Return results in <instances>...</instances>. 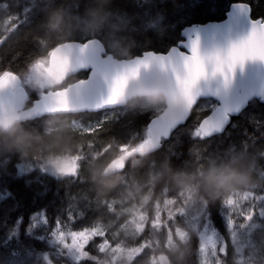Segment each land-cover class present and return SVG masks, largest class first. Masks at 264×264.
<instances>
[{"label": "snow or ice", "instance_id": "obj_1", "mask_svg": "<svg viewBox=\"0 0 264 264\" xmlns=\"http://www.w3.org/2000/svg\"><path fill=\"white\" fill-rule=\"evenodd\" d=\"M172 3L175 19L166 23L164 10L159 7L163 0H145L131 12L114 8L123 23L128 24L127 31L135 33L139 41L135 54L122 59L108 53L103 36H85L49 46L38 32L25 31L22 39L27 45L34 44L35 51L29 52L22 70H18L16 62L25 49H20L6 63L0 59V93L9 90L7 97L0 95V106L8 104L20 108L31 105V111L26 115L39 118L52 112L83 116L101 111L104 113L102 118L89 122L87 131L98 139L103 135H108L111 141L118 137L135 139L138 141L136 150L160 152L174 148L180 155L178 149L185 134L193 141H206V144L213 138L219 140L228 134L225 129L230 116L225 113L216 119L210 106L202 114L197 84L217 74L227 84L236 66L245 60L264 61V16H252L253 5L259 4L260 0H232L235 13L247 16L251 27L247 35L233 41L227 49L210 54L201 52L198 34L187 42L178 38L166 50L153 47L177 27L182 35L184 26L191 24L195 10L204 0H184L180 4L172 0ZM213 7L211 2L208 8ZM0 9H5L8 14L0 43L39 15V5L33 0H7L0 4ZM150 20H154L151 25ZM149 30L155 34V39L147 35ZM146 38H150L149 43H145ZM150 64L170 71L183 99V107L177 111L165 109L138 114L135 119L122 122L121 112L116 110L121 109L128 84L139 76L142 67ZM102 83L106 85V94L100 93L98 99L94 98ZM109 112L116 114L112 116ZM143 115H147V120L136 126V118ZM127 147V144H120L122 150ZM244 148L247 150V143ZM260 155L264 156V153ZM78 160L76 156L58 162L59 172L65 179H56L55 187L48 179L53 175L38 159L24 161L12 155L0 166V188L9 197L6 200L0 198V243L7 241L15 246V264H91L93 251H103L106 246L117 243L109 226L97 216L98 202L91 198L86 187H82L85 181L75 163ZM73 186L78 190L72 191ZM103 207L112 205L105 202ZM214 210L221 218L224 232L214 222ZM255 216L264 217V186L242 193L239 198L226 197L191 210L183 201L177 206L173 199L166 220L154 219L151 227H163L164 223L174 220L194 224L192 254L195 251L197 264H230L238 258L235 252L239 247L229 255V247L237 243L238 228ZM134 228L141 236L146 230L144 224H136ZM33 240H40L47 251L38 249L31 242ZM147 246L148 242L141 240L137 245L139 252L134 255L142 256Z\"/></svg>", "mask_w": 264, "mask_h": 264}, {"label": "trees", "instance_id": "obj_2", "mask_svg": "<svg viewBox=\"0 0 264 264\" xmlns=\"http://www.w3.org/2000/svg\"><path fill=\"white\" fill-rule=\"evenodd\" d=\"M5 2L7 0H0V4ZM33 2L39 5V15L24 29L11 34L3 43H0V59H3L5 63L20 49H25L16 62L18 70H22L29 52L35 51L34 44L24 43L22 34L25 31L38 32L49 46L60 41L75 40L85 36L89 38L103 36L105 47L110 43V38L99 33L93 35L85 31H73L66 34L54 29L48 23V12L52 7L59 4L64 8H76L78 0H33ZM183 2L184 0H176L177 4ZM211 2L214 7L209 10L208 5ZM231 2L232 0H204V3L195 10L191 24L223 19ZM144 3L145 0H115L114 8L117 11L131 12ZM159 7L164 10L165 23L175 19L172 0H163V4ZM140 10L143 9L140 8ZM7 15L5 9H0V34L3 33V26L7 23ZM252 16H264V0L253 5ZM153 23L154 20L149 21L150 25ZM159 27L162 28L163 25L160 24ZM179 32V27L174 31L170 30L153 47L157 50H166L178 38L181 39ZM147 35L155 39L152 31L149 30ZM149 42L150 38L145 39V43ZM138 43L136 39L131 45V52L120 57L133 56ZM107 50L111 53L110 48ZM207 101L214 103L211 98H202L200 102L202 114L205 109L202 105ZM121 109L122 122L133 120L138 114L161 111L143 108L139 99L134 97L121 106ZM102 113L96 111L83 116H69L66 113L49 114L42 118L25 120L22 124L34 131H41L50 122L66 125L71 120L77 119L83 124H88L100 118ZM147 118V115L137 117L136 126H141ZM225 131L227 135L220 137L219 140L213 138L210 144H206V141H193L185 134L181 138L182 144L178 149L180 155L176 154L174 148L160 152L151 151L146 154L132 151L124 158L123 168L111 174H104V168L120 154L135 148L137 140L118 137L115 141H111L108 135L98 139L88 131L80 132L67 126L64 135L70 144L69 151L54 148L22 154L17 149L9 148L7 135L0 133V166H3L12 155L24 161L38 159L41 165L53 175L48 179L49 183L55 187L57 178L54 172L58 165V163L55 164L57 160H62L61 157H79L75 163H78L79 173L85 181L82 187H86L91 198L98 202L97 216L104 225L109 226L117 242L112 247L106 246L103 251H93L91 264H160L158 261L160 257H164L168 264H197L198 258L195 251L192 254V236L196 232L194 224L180 220L169 221L164 223L163 227L156 228H152L151 224L154 219L160 222L166 220L169 204L173 199L176 200L177 206L183 201L191 210L203 203H216L226 197L239 198L242 193L264 186V156L260 155L264 153V101L257 98L250 100L240 113L231 116ZM220 140L222 143L219 142ZM218 143L219 148H217ZM246 143L247 150L244 148ZM120 144H127L128 147L122 150ZM210 168H219L224 172L231 169L246 171L251 173L253 179L252 182H248L246 178H239L236 183L243 186L236 187L230 177H225L221 181V187L213 190L203 181V177ZM180 173L189 175L191 179L185 181L182 176L177 175ZM94 174L96 179L93 178ZM58 179L64 180L65 176ZM77 190V186L72 187V191ZM0 198L5 200L9 198L2 188H0ZM105 202H109L112 207H103ZM213 218L216 226L224 232L221 218L216 215L215 210ZM136 224L145 225L146 230L142 236L135 230ZM237 236V243L229 247V255L231 256L236 247H239V251L235 252L238 258L230 264H264V217H253L243 227L238 228ZM141 240L148 242L142 256L139 258L135 255L131 258L121 256L115 260L119 255L116 253L117 249L122 252H139L137 245ZM31 242L38 249L47 251L40 240ZM14 247L7 241L0 243V260H3V264H15ZM195 247L193 243V249Z\"/></svg>", "mask_w": 264, "mask_h": 264}, {"label": "clouds", "instance_id": "obj_3", "mask_svg": "<svg viewBox=\"0 0 264 264\" xmlns=\"http://www.w3.org/2000/svg\"><path fill=\"white\" fill-rule=\"evenodd\" d=\"M114 5L115 0H78V7L71 9L57 4L48 12V23L54 29L66 34L73 31L102 34L110 38L106 49L110 48L114 57L126 56L131 52V45L136 41L137 36L127 31L128 24L123 23V18L114 11ZM169 85L167 75L158 72L151 88L137 77L129 82V90L130 95L138 98L140 105L145 109L152 110L163 106L169 107L171 111L180 110L184 103L181 94L176 91L175 95H170ZM21 121L20 116L0 118V133L7 135L9 148L17 149L22 154L41 149L70 150V144L64 135L67 128L65 124L49 123L41 131H34L24 127ZM177 175L182 176L185 181L191 179L187 174ZM225 177H230L236 187L243 186L236 183L239 178H246L248 182H252L253 179L251 173L246 171L231 169L224 172L219 168H210L203 181L209 188L215 190L221 187V181ZM93 178H97L95 174Z\"/></svg>", "mask_w": 264, "mask_h": 264}, {"label": "water", "instance_id": "obj_4", "mask_svg": "<svg viewBox=\"0 0 264 264\" xmlns=\"http://www.w3.org/2000/svg\"><path fill=\"white\" fill-rule=\"evenodd\" d=\"M234 9L235 5L231 2L223 19L208 20L202 23H193L184 26L181 39L187 42L190 37L195 38L198 34L200 50L204 54L227 49L233 41L247 35L251 27L247 16L237 15ZM185 51H187L186 47ZM108 53L112 55L110 52ZM114 58L122 59L126 57ZM158 72L167 75L170 81L168 89L169 94L175 95V92L177 91L176 83L170 71H166L159 65L150 64L147 67H142L138 77L144 81L148 88H151L156 81V75ZM197 88L200 92L201 99L211 98L216 102V105L212 108L214 118L219 119L225 113H228L231 118L232 115L240 113L250 100L257 98L260 101H264V61L259 59H247L242 65L236 66L231 79L227 84L224 82L223 77L217 74L208 79L200 80L197 84ZM106 92V85L102 83L101 88L94 94V98L98 99L100 93L106 94ZM8 94L9 90H4V92L0 93V95L5 97H7ZM131 98L133 97L130 95L128 84L121 106L125 105ZM165 109L171 111L169 107L162 108V110ZM29 111H31V105L14 108L8 104H4L3 106H0V118L20 116L22 117L21 122L39 118L26 115ZM58 113L64 112H52L50 114ZM132 151L141 154L151 152L148 150H136V148L126 151L109 162L104 168V174H111L120 171L124 166V155L131 153Z\"/></svg>", "mask_w": 264, "mask_h": 264}, {"label": "rangeland", "instance_id": "obj_5", "mask_svg": "<svg viewBox=\"0 0 264 264\" xmlns=\"http://www.w3.org/2000/svg\"><path fill=\"white\" fill-rule=\"evenodd\" d=\"M215 105H216V102L215 101H214V103H212L210 101H207V102H205L202 105V108H206V107H209V106L210 107H214ZM162 108H163V106L162 107L155 108V110H162ZM116 112H121L122 113V109H117ZM116 112H109L108 114L109 115H112V116H115ZM103 115H104V113H102L100 115V118H102ZM50 123H53V122H50ZM66 126H68L69 128H71L73 130H77V131H80V132H84V131H87L88 124H83L82 122L78 121L77 119H73V120L70 121L69 124H66ZM127 154L130 155L131 153H127ZM120 155H122V154H120ZM126 155H124V158H125ZM65 158H67V157H61L60 159H65ZM54 161H56V160H54ZM58 161L59 160H57V162L55 164H57ZM57 167H58V165H57ZM55 174H56V172H55ZM135 252L136 251H131V252L130 251H128V252L123 251L122 252V250L117 249L116 250V253H119V255L115 258V260H118L119 258H121V256H126L127 258H131L134 255ZM158 261L160 262V264H168L167 260L164 257H160L158 259Z\"/></svg>", "mask_w": 264, "mask_h": 264}, {"label": "flooded vegetation", "instance_id": "obj_6", "mask_svg": "<svg viewBox=\"0 0 264 264\" xmlns=\"http://www.w3.org/2000/svg\"><path fill=\"white\" fill-rule=\"evenodd\" d=\"M55 172H56V174H55V178L58 179V178H61V177L63 176V174H61V173L59 172L58 167L55 168ZM55 172H54V173H55Z\"/></svg>", "mask_w": 264, "mask_h": 264}]
</instances>
